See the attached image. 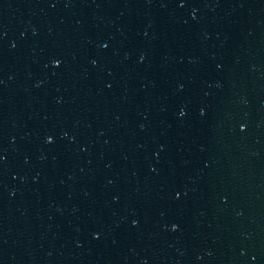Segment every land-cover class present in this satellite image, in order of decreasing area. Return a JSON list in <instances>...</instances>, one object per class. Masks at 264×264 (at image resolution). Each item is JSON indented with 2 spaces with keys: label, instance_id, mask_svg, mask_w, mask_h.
Segmentation results:
<instances>
[{
  "label": "water",
  "instance_id": "obj_1",
  "mask_svg": "<svg viewBox=\"0 0 264 264\" xmlns=\"http://www.w3.org/2000/svg\"><path fill=\"white\" fill-rule=\"evenodd\" d=\"M0 264H264V0H0Z\"/></svg>",
  "mask_w": 264,
  "mask_h": 264
},
{
  "label": "snow or ice",
  "instance_id": "obj_2",
  "mask_svg": "<svg viewBox=\"0 0 264 264\" xmlns=\"http://www.w3.org/2000/svg\"><path fill=\"white\" fill-rule=\"evenodd\" d=\"M57 63H59V62L57 61Z\"/></svg>",
  "mask_w": 264,
  "mask_h": 264
}]
</instances>
